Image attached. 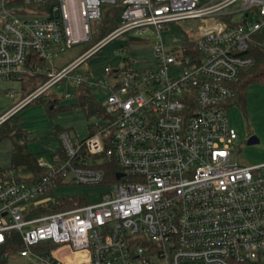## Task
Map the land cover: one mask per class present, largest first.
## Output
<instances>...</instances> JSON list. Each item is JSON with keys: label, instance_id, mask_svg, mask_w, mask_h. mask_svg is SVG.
Returning a JSON list of instances; mask_svg holds the SVG:
<instances>
[{"label": "built area", "instance_id": "1", "mask_svg": "<svg viewBox=\"0 0 264 264\" xmlns=\"http://www.w3.org/2000/svg\"><path fill=\"white\" fill-rule=\"evenodd\" d=\"M103 1L0 0V81L46 74L15 108L55 85L70 96L67 81L108 89L104 116L84 137L61 131L64 155L40 160L38 177L0 175V244L18 233L29 264H264V162H238L226 113L253 48L264 49V0H108L120 5L119 24L57 68L50 54L89 41ZM185 20L199 24L175 53L161 31ZM146 30L156 36L152 64L133 67L124 55L107 70L112 82L75 73L109 40ZM68 183L111 186L98 202L39 210Z\"/></svg>", "mask_w": 264, "mask_h": 264}, {"label": "rangeland", "instance_id": "2", "mask_svg": "<svg viewBox=\"0 0 264 264\" xmlns=\"http://www.w3.org/2000/svg\"><path fill=\"white\" fill-rule=\"evenodd\" d=\"M16 1V0H15ZM205 0H202L204 2ZM118 2L105 0L102 2V15L96 21H91V31L94 39L91 41L79 42L63 51H54L50 54V60L57 68H61L69 63L89 46L94 40L100 38L104 33L101 32V25L104 23V17L108 16L113 19L116 25L120 22V14H115V8ZM41 8V4H37ZM8 9L20 10L12 5L6 6ZM1 8V2H0ZM227 10L237 9V4H231ZM234 18H239L234 15ZM199 24L198 20H185L181 22H169L161 31L163 41L167 47H172L175 53H179L178 44L183 34L188 33ZM130 33H124L118 37L109 40L103 44L96 52L91 54L76 69L75 73L88 72L91 81L98 78L104 79L105 82H112L113 78L107 74V70L117 69L121 66L122 57L126 55L129 62L127 65L133 67H144L153 63V42L155 33L146 30L140 36L143 40H130ZM67 81L66 89L71 92L70 96H64L58 91V86H53L47 93L60 94L58 109L51 113L42 102L33 101L19 107L14 104L25 95L21 91V80L9 79L0 81V115L11 109L17 111V116L23 122L24 127L29 131L30 139L28 140V149L33 152L39 160L46 164L53 163V154L62 146V138L58 130L66 131L70 137H84L88 134V123L94 122L98 116L91 114L86 116L81 107L75 106L76 95L75 89ZM13 88L14 95L10 96L6 90ZM94 98L102 104L104 102L108 89L103 85H92L89 87ZM244 104L237 102L227 106L226 113L231 125L237 130L238 138L235 142V153L238 162L241 164H259L264 162V81L254 80L249 82L244 90ZM250 135H255L258 142L247 143ZM12 141L9 137L0 139V169L3 173L11 177H27L30 175L29 170L20 167L12 169L10 151ZM13 171V172H12ZM111 183L108 184H81L68 183L57 186L52 196L54 198H70L72 200H81V203L92 204L98 202L101 194L104 193ZM8 264H29L30 257L21 255L18 252H11L7 256Z\"/></svg>", "mask_w": 264, "mask_h": 264}, {"label": "trees", "instance_id": "3", "mask_svg": "<svg viewBox=\"0 0 264 264\" xmlns=\"http://www.w3.org/2000/svg\"><path fill=\"white\" fill-rule=\"evenodd\" d=\"M42 5L43 4H41V6ZM28 6L35 8L38 5L36 2L31 1ZM116 6L117 7L115 8V14L117 15L120 9V5L117 4ZM115 27V21L113 19H110L108 16H105L104 23L100 27L101 32H103L104 34L100 38L94 40L92 45L95 44L103 36L108 34ZM93 39L94 37L92 36L89 41ZM253 54L255 57V62L253 63V65L242 68L237 79L235 80L234 86L236 88V96L232 99L233 103L237 102L242 105L244 104V90L249 82L254 80L264 81V49L259 46H255L253 48ZM31 56L37 64L43 63L42 59L38 58L36 55L33 54ZM45 79L46 74L44 72L36 70L30 71L28 73V78L21 81V91L27 94L37 86H39ZM74 89L76 95V103L74 105L81 107L84 110L86 116H89L91 114L98 116V118L104 116L103 105L94 98V96L90 92V88L86 86V84L81 83ZM59 95L60 94L43 92L32 99L29 103L33 101L42 102L47 107V110L51 113L52 111L59 108L57 106L59 102ZM91 126L92 122H89L88 133L92 131ZM61 131V129L58 130L57 134H59ZM5 137H9L12 141V147L10 151L11 166L13 168L20 167L24 170H29L31 175L29 177L31 178L38 177L43 172L44 166L40 164V160L38 159V157L28 149L27 143L30 139L29 131L24 127L23 122L19 120L17 111L11 113L7 118L0 122V139ZM54 153H60L61 156L64 155L61 147ZM1 174L4 173L0 169V175ZM81 201L82 198L78 201L72 200L70 198H55L54 200H50L44 208H39V210H57ZM47 244L50 245L49 242ZM21 247L22 240L20 238V235L16 232H8L6 241L0 244V264H8V253L17 252Z\"/></svg>", "mask_w": 264, "mask_h": 264}, {"label": "water", "instance_id": "4", "mask_svg": "<svg viewBox=\"0 0 264 264\" xmlns=\"http://www.w3.org/2000/svg\"><path fill=\"white\" fill-rule=\"evenodd\" d=\"M129 39L130 40H143V37L136 36V35H130ZM254 142H258V138L255 135H250L247 139V143H254ZM117 175L119 176L120 173H118ZM15 179H19V177H15Z\"/></svg>", "mask_w": 264, "mask_h": 264}, {"label": "crops", "instance_id": "5", "mask_svg": "<svg viewBox=\"0 0 264 264\" xmlns=\"http://www.w3.org/2000/svg\"><path fill=\"white\" fill-rule=\"evenodd\" d=\"M73 20H74V21H77V22L80 21L78 16H73Z\"/></svg>", "mask_w": 264, "mask_h": 264}]
</instances>
